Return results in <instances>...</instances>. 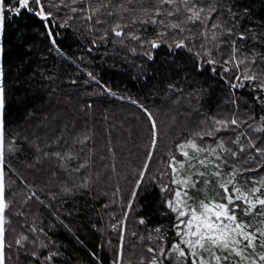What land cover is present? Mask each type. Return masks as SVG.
Segmentation results:
<instances>
[{
    "label": "snow or ice",
    "instance_id": "6c2138e0",
    "mask_svg": "<svg viewBox=\"0 0 264 264\" xmlns=\"http://www.w3.org/2000/svg\"><path fill=\"white\" fill-rule=\"evenodd\" d=\"M238 8L237 0H0V35L5 31L6 19H38L49 50L71 60L57 37L63 35L60 30L79 22L89 39V52L111 41L114 46L127 49L132 64L143 70L155 61L157 50L166 46L170 57L187 54L190 65L182 70L189 86L192 78L208 73L215 83L227 89L216 110L209 111L204 107L207 89L189 87L185 92L183 85L177 87L169 82L161 99L173 106L183 101L190 109H181L187 135L177 132L171 136L176 115L164 125L158 119L159 108L155 105L131 95H120L98 75L80 68L88 77L84 84L96 86L92 91L83 89L82 95L89 99L81 105V112L92 113V97L106 95L127 100L138 108L136 119L147 128L145 158L142 167L131 169L134 182L129 181L132 187L128 199L125 201L126 190L117 181L111 192L113 198L104 205L105 208L115 205L121 213L119 218L117 211L110 213L108 227L118 236V243L110 249L111 264H264V21L252 24L255 18L250 9L238 11ZM245 19L249 21L247 27ZM23 36V32L17 34L20 42ZM27 47L30 49L32 45ZM125 59L129 57L126 55ZM136 59H140L138 65ZM4 79L5 72L0 68V264H10L14 247L17 259L21 253L33 258L28 264L37 261L55 264L56 258L65 254L59 247L52 249L57 242L35 219L27 231L12 228L15 236L8 238L11 225L8 212L14 201L9 198L10 185L6 181L8 171L14 169L7 164V158L23 151L20 143L23 141L35 153L27 167L36 168L49 162L51 178L58 183L61 194H90L93 185L101 183L103 174L94 170L95 133L92 128L81 129L70 134L71 143L63 135L49 141L45 133L42 146L35 133L30 138L19 126L10 128ZM70 83L76 85L78 80L71 79ZM32 115L30 111L29 117ZM104 120H108L107 114ZM165 139L168 143L160 167L152 172L150 162ZM107 151L115 161L110 134ZM104 158L100 156L101 160ZM108 167L104 165L105 169ZM111 172L118 175L115 163ZM126 176L127 173L122 178ZM146 182L159 189V203L163 207L160 215L167 218V223L152 227L143 215L138 216V224L145 226L147 235L129 230L128 225L129 217L137 211L139 191ZM48 195L56 199V194L48 192ZM32 197L40 200L32 191L21 199V207ZM13 215L26 216V213L18 209ZM52 215L82 243L58 212ZM26 223V219L22 221V225ZM92 227L105 231L95 224ZM130 238L138 241L131 245V251L126 249ZM108 244H112L111 239ZM92 255L101 261L95 252Z\"/></svg>",
    "mask_w": 264,
    "mask_h": 264
},
{
    "label": "trees",
    "instance_id": "16d2710c",
    "mask_svg": "<svg viewBox=\"0 0 264 264\" xmlns=\"http://www.w3.org/2000/svg\"><path fill=\"white\" fill-rule=\"evenodd\" d=\"M237 2L238 11H242L245 7L250 9L255 18L252 24L264 21V0H237ZM248 24L249 21L245 19L244 27ZM77 28L79 31L74 30ZM43 31L38 19L11 18L6 19L5 31L0 35V45L3 46V52L0 53V68L5 72L6 117L12 122L10 128L19 126L22 132L26 131L29 134L30 138L35 133L40 137L42 146L45 133H48L47 139L51 141L60 135L69 138L70 134L74 135L81 129L92 128L97 149L94 170L103 174L101 183L93 185L90 194L84 192L71 196L63 195L60 193L58 183L51 178L52 165L49 162L45 161L36 168L27 167L35 153L21 141L23 151L7 158V164L14 169L8 171L9 179L6 181L10 185L9 198L14 201L11 211L8 212L11 217L8 238L11 240L15 236L11 231L12 228L17 231H27L35 219L37 225L44 227L49 236L57 242L52 249L59 247V250L65 254L57 257L55 264H101V262L111 264L113 252L110 249L118 243V236L108 227L110 213L117 211V218L121 213L115 205L111 208H105L104 205L113 198L111 192L114 191L117 181L126 190L125 201L128 199L132 187L129 181L134 182L131 169L142 167L145 158L147 128L142 121L136 119L139 115L138 108L127 100L109 98L106 95L92 97L94 105L92 113L81 112V105L89 99L82 95L83 89L92 91L96 90V86L84 84L88 77L80 71V68H86L98 75L105 84L120 95H131L145 104L155 105L159 108L158 119L164 121V125H168L171 117L176 115V123L170 129L171 136H175L177 132L187 135L183 130L184 116L181 114V109L184 111L190 109L183 101L179 106H173L169 101L161 99L168 91L169 82H174L177 87L183 85L185 92L189 87L207 89L209 95L204 97V107L209 111L216 110L217 105L227 95V89L215 83L208 73L203 77L192 78L189 86L182 70L183 67L190 65L187 54L179 53L175 57H170L166 46L157 50L154 62L140 70L132 64L131 53H128L127 49L114 46L111 41L106 45L101 43L98 48H93L89 52V39L83 34L84 29L80 27L79 22H74L71 27L60 30L63 35L57 37L60 47L67 57L72 58L71 60L60 56L54 50H49V42L41 34ZM20 32L24 33L23 42L17 37ZM29 44L32 45L30 49L27 47ZM126 55L129 57L127 60ZM139 63L140 59H136L135 64ZM71 79H77L78 83L72 85ZM240 95L247 93L240 92ZM224 107L230 108L228 105ZM170 108L172 110L168 111ZM30 111L34 113L31 117H29ZM105 114L108 116L107 121L104 120ZM65 124L67 128L64 127ZM109 134L116 153L115 161L107 151ZM168 139L163 140L150 162V171L156 172L160 167L159 161L166 151L165 145ZM69 143H71L70 138ZM101 155L105 157L103 160L100 159ZM113 163L117 166L118 175L115 176L111 172ZM106 164L109 166L107 169L104 168ZM125 173L127 176L122 178ZM110 176L111 180L108 179ZM11 181H15V184L11 185ZM29 185L33 187L29 189ZM32 191L36 192L44 204L32 197L22 208L21 199L30 195ZM48 192L56 194V199L53 200ZM102 192H108L109 195H103ZM159 201V189L151 182H146L139 191L137 211L129 217V230L147 235L145 226L138 224L140 215L146 218L148 226L155 227L157 224L167 223V218L160 215L163 207ZM48 204L52 206L48 207ZM18 209L25 211L26 216L13 215ZM53 212H58L64 222L74 229L75 235L79 236L82 243H78L75 236L59 224L52 215ZM25 219L28 223L22 225ZM93 224L105 231L103 233L98 231L92 227ZM28 234L31 236V233ZM109 239L112 241L111 245L108 244ZM136 243L138 241L135 238H130L126 249L131 251V245ZM101 244L105 247H100ZM93 252L101 258L100 262L93 257ZM31 259L33 258L23 253L17 259L14 247L10 264H28Z\"/></svg>",
    "mask_w": 264,
    "mask_h": 264
}]
</instances>
